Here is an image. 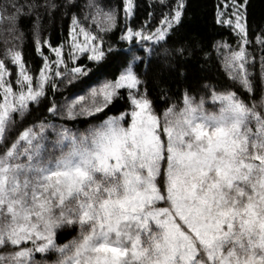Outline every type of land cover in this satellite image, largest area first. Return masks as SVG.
<instances>
[{"label":"snow or ice","instance_id":"obj_1","mask_svg":"<svg viewBox=\"0 0 264 264\" xmlns=\"http://www.w3.org/2000/svg\"><path fill=\"white\" fill-rule=\"evenodd\" d=\"M246 6L216 7L236 37L210 46L225 80L153 98L141 63L212 59L168 46L186 0H159L139 26L134 0H0V264H264V27ZM42 10L68 18L58 43ZM33 14L35 69L19 28Z\"/></svg>","mask_w":264,"mask_h":264},{"label":"trees","instance_id":"obj_2","mask_svg":"<svg viewBox=\"0 0 264 264\" xmlns=\"http://www.w3.org/2000/svg\"><path fill=\"white\" fill-rule=\"evenodd\" d=\"M57 3H62V0H56ZM78 7L73 8V12H80V6L86 3V0H75ZM105 5L117 6L120 5L121 0H102ZM219 0H186L187 7L184 11L182 23L176 28L173 35L169 38V47H177L187 44L194 47L199 44L201 49L212 51L210 46L215 41L226 40L229 44L236 43L235 34L227 25H221L216 22V7ZM135 9L134 15L131 18V23L134 26H139L148 19V13L154 12L156 19H159L161 8L159 7V0H134ZM149 5H152L150 7ZM247 18L250 28L259 31L264 27V0H247ZM61 11L53 13L49 18L43 15L41 21V35L50 36L53 43H58L60 39L66 37L68 18L63 16ZM121 18L123 12L121 10ZM33 16H21L19 19V28L25 33L23 43V50L25 58L29 65L35 69L41 64L40 57L35 53L32 42V28ZM123 22V21H121ZM156 21H153V26ZM119 36V29L116 30L115 35H110L108 39L112 43H116ZM3 39V37H0ZM118 48L123 47L117 45ZM47 54V52H46ZM187 57V53H185ZM216 53L212 51V59H205L202 57V51L196 50L191 57L180 59L174 62L175 66H165L161 60H152L147 67L143 63L140 64L138 71L143 74V79L146 81L150 94L153 98H159L162 95L161 89L168 91L169 95H177L184 88H189L197 95L203 91L202 84L207 80L209 82H216L218 80H225L221 65L216 60ZM118 66V58L113 59L109 64V69L114 70ZM227 82V81H225ZM256 95L252 99H259L261 91L264 86L261 85L259 79L255 81ZM72 87L69 86V91ZM243 92V89H241ZM35 111L26 118L25 122H30L41 111L40 108L33 106ZM120 107L119 103L116 105ZM160 107H164L161 105ZM92 123V121H89ZM83 127V125L81 126ZM77 235V230L73 228L64 229L59 234V242L63 243ZM37 259H40L37 256ZM48 260L55 259L54 256L46 257Z\"/></svg>","mask_w":264,"mask_h":264}]
</instances>
